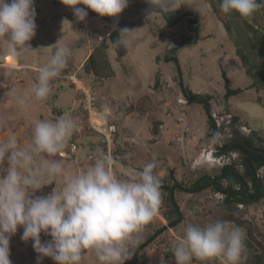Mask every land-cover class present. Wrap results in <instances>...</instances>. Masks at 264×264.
Wrapping results in <instances>:
<instances>
[{
    "label": "rangeland",
    "instance_id": "obj_1",
    "mask_svg": "<svg viewBox=\"0 0 264 264\" xmlns=\"http://www.w3.org/2000/svg\"><path fill=\"white\" fill-rule=\"evenodd\" d=\"M34 7L37 31L29 42L32 49L12 57L7 53V43L0 41V143L15 136L18 145L27 148L37 121L64 117L74 121L75 129L65 150L53 159L63 161L67 177L90 166L101 153L112 156L114 171L120 177L142 170L153 159L160 180L174 168L176 179L187 185L201 173L215 175L225 163H235L243 170L238 153L231 152L236 156L229 158L230 153L221 156L216 151L207 105L188 101L181 82L201 96L212 97L211 114L218 122L221 143L230 133L224 127L228 119L237 130L252 135L257 132L264 140V89L252 86L253 80L237 54L235 42L208 0H180V8L175 10L197 11L201 22L199 33L191 28L190 16L169 25L162 13L150 15L153 6L147 0H130L118 18L101 17L90 10L84 21H79L72 8L61 0H34ZM79 7L86 9L82 4ZM257 19L258 26L263 28L264 7L258 11ZM123 28L136 31L130 34L124 56H119L114 46L109 45L114 76L98 79L85 72L83 64L92 50L104 39L109 43L108 32ZM198 35L197 42L184 43ZM59 41L60 46L71 50L65 70L68 75L54 81L50 96L38 101L32 87L37 83L40 67L49 61L54 52L52 47ZM175 48L178 49L171 53ZM224 73L231 80V88H243V92L227 99ZM84 87L93 99L94 110L104 116H94L93 121L100 117L107 127L110 124L117 127L110 145L104 133L90 122ZM8 167L5 161L0 177L6 175L4 170ZM260 174L264 177V168ZM168 182L172 181L168 179ZM62 183L63 178L50 180L51 185H45L33 198L50 194ZM223 198L224 194L213 187L201 192L177 191L176 199L184 219L176 220L172 226L164 216L170 208L162 193L159 210L138 234L136 246L162 227L167 228L144 248L141 258L145 262L139 264H175L176 235L182 234L189 223L204 226L215 222L217 213L224 207ZM239 207L244 211L242 219L248 224L239 225L231 219L225 222L230 228L239 227L243 231L244 242L247 238L252 241L251 251L246 246L249 259L242 261L250 264L257 250L264 252V198L249 205L241 203ZM22 233L23 228L19 227L10 238L11 264H38L34 242L22 240ZM50 239L41 233L42 243ZM131 259L130 255L125 263ZM39 264L56 262L41 257ZM85 264H99V261L88 254ZM193 264L200 262L193 260Z\"/></svg>",
    "mask_w": 264,
    "mask_h": 264
},
{
    "label": "clouds",
    "instance_id": "obj_2",
    "mask_svg": "<svg viewBox=\"0 0 264 264\" xmlns=\"http://www.w3.org/2000/svg\"><path fill=\"white\" fill-rule=\"evenodd\" d=\"M72 8L79 21L88 16L85 8L101 17L118 18L130 0H61ZM153 6L150 13L179 9L180 0H147ZM264 7V0H221L224 13L237 12L250 19ZM34 0H0V41L7 43V53L32 49L30 41L37 31ZM136 30L120 29L116 43L130 45V34ZM61 41V40H60ZM54 47L49 61L39 69L32 94L38 101L46 100L53 82L68 75L71 50L68 46ZM23 103V101H21ZM72 119L39 120L35 123L31 145H18L15 136L0 143V169L7 161L6 175L0 177V264H11L10 238L19 227L22 240L33 241L41 257H50L56 264H85L92 254L99 264H125L137 236L156 216L161 201V180L154 171L155 159L142 170L125 177L114 171L110 154L96 156L94 162L71 177L65 176L63 161L53 159L61 154L73 135ZM63 178L45 196H35L50 180ZM41 233L51 237L41 241ZM175 264H242L247 259L244 233L239 227L230 228L217 220L204 226L192 223L176 235L173 245Z\"/></svg>",
    "mask_w": 264,
    "mask_h": 264
},
{
    "label": "trees",
    "instance_id": "obj_3",
    "mask_svg": "<svg viewBox=\"0 0 264 264\" xmlns=\"http://www.w3.org/2000/svg\"><path fill=\"white\" fill-rule=\"evenodd\" d=\"M211 5L213 11L216 13L218 18L225 24L231 39L235 42L237 54L241 57L243 65L246 67L247 73L252 78V86L255 87L257 90L264 89V71H263V64H264V27L260 28L258 26V12L254 14V16L250 19H246L241 17L237 12L233 11L230 13H224L221 11L220 4L221 0H208ZM94 12V11H92ZM163 16L167 19L169 25L176 23L177 21L185 18L186 16H190L188 20L190 21L191 28H193L194 32L199 33L201 31V22L199 21L200 15L197 11L193 10H185L181 9L174 12H167L164 13ZM257 22V23H256ZM120 30L115 29L108 32L109 36V43L107 39H104L101 44L97 45L86 61L83 64L84 71L88 74L94 75L98 79H104L114 76V70L112 68L109 55H108V48L109 45L112 44L116 51L118 52L119 56H124L128 52V48L122 44L118 45L116 43L117 39L119 38ZM199 39V35L195 39H188L184 43H195ZM174 50H171V53ZM225 76V84L227 87V93L225 97L229 99L232 95L238 94L243 92V88H236L233 89L230 86L231 80L230 78L224 73ZM186 92V94L192 98L199 97L205 100H210L212 97L210 95L201 96L189 87L184 86L182 89ZM207 107V106H206ZM87 113V111H86ZM238 118V117H236ZM210 124H213L212 121L209 119ZM253 136L263 143L264 140L261 136L257 134V132H253ZM250 162L252 164L256 163V168H261L264 166V161L260 160L257 161L254 158H250ZM247 178H251L249 172L246 168L241 170L235 163H226L224 164L220 171L215 175H211L210 173H201L199 174L190 185H187L183 181H178L175 177V169L172 168L167 176L161 179V192L164 194V201L165 204L168 205L170 211L166 213L164 216L168 220V223L172 226H175V221L180 219L181 214V221L183 218V213L180 211V206L176 199V192L177 191H189V192H201L195 191L196 189L207 185L208 187H213L218 192H223L218 185L210 184L214 180H218L220 182H227V187L225 190L229 191L228 194L222 200L223 206L226 208L225 220L231 219L239 225L248 224L247 221L242 219V215L244 211L239 207L241 203L249 205L253 203V200L244 192V190H239V188L243 187V182H245L250 190L253 188L254 192L251 191L252 195H257L258 193V183L255 182L252 178L253 186L247 181ZM168 179L172 182L169 183ZM264 198V195L262 196ZM261 198V199H262ZM198 212V211H196ZM167 227L164 226L158 231H156L152 236L144 240L139 246L132 248L131 256L132 259L125 264H139L145 262V259L142 260L141 257H144V248L149 245V243L154 240L160 233H162ZM253 238V236H252ZM254 239V238H253ZM245 245L248 246L249 250L251 251L252 241L247 238L245 241ZM249 258L247 257L246 261ZM250 264H264V252L257 250L249 262Z\"/></svg>",
    "mask_w": 264,
    "mask_h": 264
},
{
    "label": "flooded vegetation",
    "instance_id": "obj_4",
    "mask_svg": "<svg viewBox=\"0 0 264 264\" xmlns=\"http://www.w3.org/2000/svg\"><path fill=\"white\" fill-rule=\"evenodd\" d=\"M213 124V123H212ZM224 127H226V129L230 130V133L228 134V138L225 142L221 143L219 138H218V129H219V125H218V122H217V133L216 135L214 134V131H215V125L213 124V143H214V148L216 149L217 152H219L222 155H227L228 153H230L229 155V158L230 157H234L236 155H234L233 153L231 152H234V153H238V157L242 160V166H243V170L245 168L244 166V159L247 155H249L251 153L250 150L246 149L245 147L241 146L240 144L236 143V142H244L245 144H247L248 146H250L251 148H254L256 150H264V144L261 143L258 139H255V137H253L252 133L249 132V133H246L242 130H237L233 124L231 122H229V119L226 120L225 124H224ZM213 154V153H212ZM250 158H254L256 159L257 161H260L261 159L255 157V156H250ZM226 164V163H225ZM224 165V164H223ZM222 165V166H223ZM237 165V164H236ZM221 166V167H222ZM253 166H256V163L253 164ZM237 167H239L237 165ZM255 168V167H254ZM264 168V166H262L261 168H256L257 172L259 173V175L262 177L263 181H264V177L262 174H260V170ZM251 176V175H250ZM255 182L256 180L251 177ZM251 178H247V181L248 183L250 184V186H253V182H252V179ZM214 181H218V180H214ZM213 182V181H212ZM220 182V181H219ZM224 185H225V188L227 187V182L224 181L222 182ZM217 185V184H215ZM239 190H243V187L242 188H239ZM231 190H224L222 193L224 194V197L226 194H228ZM250 191H253V188L250 190ZM264 195V191H263V194L262 196ZM253 196H256V195H253ZM261 196V198H262ZM260 198V199H261ZM259 199V200H260ZM226 208L223 207L218 213H217V220H222V221H227V218L225 220V217L227 216L226 214ZM180 219H181V214H180ZM216 220V221H217Z\"/></svg>",
    "mask_w": 264,
    "mask_h": 264
},
{
    "label": "water",
    "instance_id": "obj_5",
    "mask_svg": "<svg viewBox=\"0 0 264 264\" xmlns=\"http://www.w3.org/2000/svg\"><path fill=\"white\" fill-rule=\"evenodd\" d=\"M177 49L178 48H175L173 50L176 51ZM167 59H169V56L167 57ZM177 63H178V60H177ZM178 69H179L180 77L182 79L181 70L179 67H178ZM181 87H182V89H184L183 82H181ZM183 94L187 97L188 101H199V102H202V103L207 105L208 115H209L212 123L215 125L214 134L216 135V133H217V121L213 117V115L211 114V103L208 100H205L203 98H199V97L192 98V97L188 96L184 90H183ZM236 143L240 144L241 146H243L246 149L251 151V153L249 155H247L244 159V166L247 169V171L249 172V174L251 175V177H253L256 180V182L258 183V193L256 196H253L251 194L249 186L245 182H243V190L253 201H258L261 198L263 191H264V181H263L262 177L259 175V173L257 172V170L254 168L253 164L250 162V156H255V157L261 159L262 161H264V150H256V149L251 148L250 146H248L247 144H245L244 142H241V141L236 142ZM212 183L217 184L221 188L222 191L225 190V185L222 182L213 181V182L209 183V185ZM206 186L207 185H204V186L196 189L195 191L204 190L206 188Z\"/></svg>",
    "mask_w": 264,
    "mask_h": 264
},
{
    "label": "built area",
    "instance_id": "obj_6",
    "mask_svg": "<svg viewBox=\"0 0 264 264\" xmlns=\"http://www.w3.org/2000/svg\"><path fill=\"white\" fill-rule=\"evenodd\" d=\"M90 10L91 9H87L86 8V11L88 12V15L90 14ZM84 90H86L84 88ZM86 93L88 95V101H89V106H88V109H89V118H90V122L92 124V126L98 130H100L101 132L104 133V135L106 136V139L108 140V143L109 145L111 144V140H112V133L115 132L117 129L116 125L115 124H110L108 127H107V122L105 121V123L103 125H98L97 123H95L93 121V117L94 116H98L100 115L101 113L97 112L94 110L93 108V105H94V102H93V99L90 95V93L86 90ZM102 115V114H101ZM103 116V115H102ZM104 117V116H103ZM103 126H106V127H103Z\"/></svg>",
    "mask_w": 264,
    "mask_h": 264
},
{
    "label": "bare ground",
    "instance_id": "obj_7",
    "mask_svg": "<svg viewBox=\"0 0 264 264\" xmlns=\"http://www.w3.org/2000/svg\"><path fill=\"white\" fill-rule=\"evenodd\" d=\"M84 88H85V87H84ZM100 115H101V114H100ZM99 118H100V117H98V118L96 117L95 123H97L98 125H103V124H102V121L99 120Z\"/></svg>",
    "mask_w": 264,
    "mask_h": 264
},
{
    "label": "crops",
    "instance_id": "obj_8",
    "mask_svg": "<svg viewBox=\"0 0 264 264\" xmlns=\"http://www.w3.org/2000/svg\"><path fill=\"white\" fill-rule=\"evenodd\" d=\"M25 65V64H24ZM207 157V159H210V156L208 155V156H206Z\"/></svg>",
    "mask_w": 264,
    "mask_h": 264
}]
</instances>
